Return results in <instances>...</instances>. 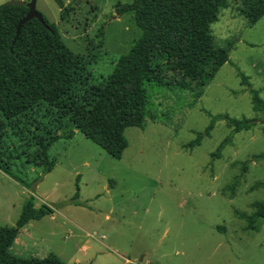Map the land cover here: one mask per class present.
<instances>
[{
    "label": "rangeland",
    "instance_id": "rangeland-1",
    "mask_svg": "<svg viewBox=\"0 0 264 264\" xmlns=\"http://www.w3.org/2000/svg\"><path fill=\"white\" fill-rule=\"evenodd\" d=\"M63 1L73 8L65 19L55 0H38L37 9L101 81L141 35L134 14H120L132 0ZM242 7L229 0L212 25L215 45L227 48L230 58L213 81L183 89L170 74V84L148 86L155 121L125 131L122 159L69 125L61 134L72 139H60L49 151L50 173L21 154L13 172L27 186L0 170L1 226H14L32 197L36 207L55 211L25 229L33 236L26 244L33 254L25 259L55 253L68 264H264V221L258 231L247 230L244 218L264 201V187L251 190L264 182V160L252 162L264 153V123L240 76L249 77L264 100V17L251 27ZM226 114L255 124L234 134L217 121L210 137L189 147L215 116ZM229 135L232 144L216 157ZM8 141L20 145L16 137ZM245 161L249 170L241 178L243 168L234 163Z\"/></svg>",
    "mask_w": 264,
    "mask_h": 264
},
{
    "label": "trees",
    "instance_id": "trees-1",
    "mask_svg": "<svg viewBox=\"0 0 264 264\" xmlns=\"http://www.w3.org/2000/svg\"><path fill=\"white\" fill-rule=\"evenodd\" d=\"M55 1L61 18L68 17L73 8L63 0ZM240 1L241 13L253 27L264 17V0ZM228 4L229 0H132L120 14L133 13L141 35L101 81L89 69L86 56L66 45L57 24L42 14L45 24L32 19L18 36V26L29 8L0 5V170L27 186L13 172V163L19 159L16 154H21L28 164L42 167L44 174L50 173L55 161L49 151L60 139H72L73 135L61 134L69 125L109 155L122 159L129 145L125 131L143 129L147 120L155 121L149 107V85L166 86L172 74L181 88L200 89L229 62L228 49L217 47L212 34V25ZM240 76L242 84L249 88L254 111L261 113L260 121L264 123L260 92L252 88L249 77L243 73ZM217 121H226L234 134L248 131L255 124L254 119L217 115L189 147L199 146L210 137ZM14 137L20 145L9 144ZM232 139L233 135L224 139L216 157L232 144ZM260 160H264V153L252 157V162ZM235 165L243 168L241 178L248 173V161ZM236 185L231 186L233 197ZM261 187L264 182L251 190ZM253 208L254 213L244 218L249 221L247 230L258 231L264 221V201L254 203ZM54 212L48 205L36 207L32 197L26 200L14 226L0 225V264H68L55 253L44 259H25L11 252L21 229Z\"/></svg>",
    "mask_w": 264,
    "mask_h": 264
},
{
    "label": "crops",
    "instance_id": "crops-1",
    "mask_svg": "<svg viewBox=\"0 0 264 264\" xmlns=\"http://www.w3.org/2000/svg\"><path fill=\"white\" fill-rule=\"evenodd\" d=\"M28 1V0H26ZM30 224V223H29ZM28 224V225H29ZM27 225V226H28ZM27 226H25L23 229H21L19 235L17 236L13 246L11 247V252L16 255L17 257H21V258H25L24 256L22 255H25V254H33V250L31 249H28L26 247V244L29 240L33 241V236L31 234H27L29 233L28 230H25V229H28ZM23 233H26V239L24 240V236H23ZM104 237V236H103ZM35 243V242H34ZM51 254V253H50ZM49 254V255H50ZM47 255V256H49ZM47 256H44V257H39V258H46ZM31 257H35V256H32ZM26 258H29V257H26ZM127 262H129V260H127Z\"/></svg>",
    "mask_w": 264,
    "mask_h": 264
},
{
    "label": "water",
    "instance_id": "water-1",
    "mask_svg": "<svg viewBox=\"0 0 264 264\" xmlns=\"http://www.w3.org/2000/svg\"><path fill=\"white\" fill-rule=\"evenodd\" d=\"M37 2L38 0H11L8 2V4L11 5H22V6H27L29 8V12L27 16L20 22L17 30V35L19 36L22 30L23 25L32 20V19H38L40 20L43 24H45V20L43 18V15L38 11L37 9Z\"/></svg>",
    "mask_w": 264,
    "mask_h": 264
}]
</instances>
